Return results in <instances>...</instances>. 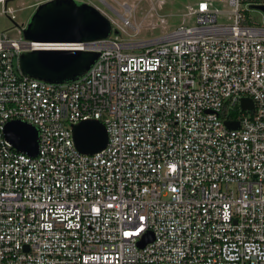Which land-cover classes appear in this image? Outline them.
Here are the masks:
<instances>
[{"label":"built area","instance_id":"2783aa9c","mask_svg":"<svg viewBox=\"0 0 264 264\" xmlns=\"http://www.w3.org/2000/svg\"><path fill=\"white\" fill-rule=\"evenodd\" d=\"M13 1L0 0V17L14 18ZM260 7L199 0L187 22L142 42L39 43L0 27V264H264ZM34 50L98 57L54 84L21 72ZM89 120L108 136L93 155L72 138ZM14 121L36 129L35 156L6 139Z\"/></svg>","mask_w":264,"mask_h":264},{"label":"water","instance_id":"95a60500","mask_svg":"<svg viewBox=\"0 0 264 264\" xmlns=\"http://www.w3.org/2000/svg\"><path fill=\"white\" fill-rule=\"evenodd\" d=\"M264 11V7H260ZM120 32L97 8L74 0H52L39 5L22 31L23 38L39 43H84L108 38ZM98 53L91 51L34 50L20 55L21 72L33 79L47 83L74 81L93 65ZM249 100L242 101V109H251ZM236 129L237 123H227ZM6 139L20 153L35 156L38 150L36 129L26 123L14 121L7 124ZM76 149L93 155L105 149L108 136L98 121H83L72 126ZM146 242L140 244L141 247Z\"/></svg>","mask_w":264,"mask_h":264},{"label":"rangeland","instance_id":"374dc122","mask_svg":"<svg viewBox=\"0 0 264 264\" xmlns=\"http://www.w3.org/2000/svg\"><path fill=\"white\" fill-rule=\"evenodd\" d=\"M199 0H87L112 23L120 32V38L127 41H149L169 33L182 24L189 8ZM35 0H14L10 7L14 10L8 17H0L2 30H11L17 25L26 26L35 8ZM217 6V5H216ZM262 12L251 10L250 19L262 24ZM189 24L193 20L189 18ZM18 26V27H19ZM112 36L114 34L112 33Z\"/></svg>","mask_w":264,"mask_h":264}]
</instances>
